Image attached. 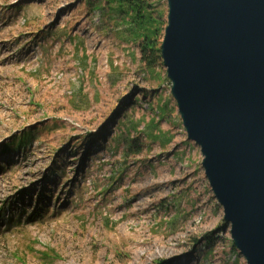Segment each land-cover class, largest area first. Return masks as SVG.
I'll list each match as a JSON object with an SVG mask.
<instances>
[{"label":"rangeland","instance_id":"rangeland-1","mask_svg":"<svg viewBox=\"0 0 264 264\" xmlns=\"http://www.w3.org/2000/svg\"><path fill=\"white\" fill-rule=\"evenodd\" d=\"M133 13L0 0V264H247Z\"/></svg>","mask_w":264,"mask_h":264},{"label":"water","instance_id":"water-1","mask_svg":"<svg viewBox=\"0 0 264 264\" xmlns=\"http://www.w3.org/2000/svg\"><path fill=\"white\" fill-rule=\"evenodd\" d=\"M160 56L235 248L264 264V0H167Z\"/></svg>","mask_w":264,"mask_h":264},{"label":"trees","instance_id":"trees-1","mask_svg":"<svg viewBox=\"0 0 264 264\" xmlns=\"http://www.w3.org/2000/svg\"><path fill=\"white\" fill-rule=\"evenodd\" d=\"M131 12L135 14V29L137 32L138 47L141 54V60L146 65H151V59L160 57V46L162 37H159L161 21L153 19L151 13L144 16V9H148L144 3L138 0H127ZM147 13V12H146ZM24 143L22 140L21 144Z\"/></svg>","mask_w":264,"mask_h":264}]
</instances>
